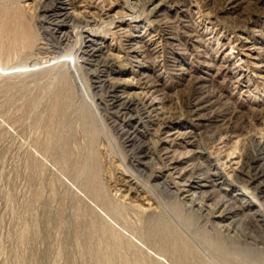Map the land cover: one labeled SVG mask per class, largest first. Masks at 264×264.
<instances>
[{
    "label": "rangeland",
    "instance_id": "1",
    "mask_svg": "<svg viewBox=\"0 0 264 264\" xmlns=\"http://www.w3.org/2000/svg\"><path fill=\"white\" fill-rule=\"evenodd\" d=\"M159 1L161 11L151 14ZM60 2L0 0V264H109L101 254L111 257L113 248L104 242L117 231L125 236V255L114 264H157L152 259L157 252L166 263L173 258V264H189L173 237L164 248L159 236H143L152 235L150 222L159 221L155 215L140 221L130 205L133 199L142 203L145 191L207 264H264V213L262 224L248 219L252 211H264V193L257 190L264 177L255 180L264 167V0H86L95 15L96 42L105 39L120 57L114 64L105 63L93 46L90 57L78 53L75 29H59L62 22L72 24L59 18ZM112 6L116 21L130 19L121 31L106 16ZM120 65L148 91L156 87L158 98L167 99L168 115L182 120L178 128L168 122L161 135L142 136L153 120L147 118V103H119L116 97L124 92L106 82L116 78ZM189 132L195 140L172 148L170 159L189 170L187 177L205 179L207 169H219L220 186L208 179L195 193H181L185 183L164 170L167 146L159 140L183 142L182 134ZM237 139L245 172L228 173L221 155H229ZM190 140L194 145L187 144ZM148 148L154 154L146 156ZM88 152L96 153L100 181L122 216L91 194L98 184L84 170L94 162ZM81 171L86 173L80 178ZM125 176H132L137 188L130 187L143 193L124 198L129 194ZM250 178L247 188L239 180ZM207 194L210 199L202 200ZM223 199L234 201L230 207H243L236 225L214 218ZM106 221L114 229L101 236L96 229ZM128 239L142 243L141 250Z\"/></svg>",
    "mask_w": 264,
    "mask_h": 264
},
{
    "label": "bare ground",
    "instance_id": "2",
    "mask_svg": "<svg viewBox=\"0 0 264 264\" xmlns=\"http://www.w3.org/2000/svg\"><path fill=\"white\" fill-rule=\"evenodd\" d=\"M158 2V1H157ZM160 4L158 5H155V3L152 4V7L150 9V13L151 14H156L160 9H162V7L164 6L163 3H161V1H159ZM131 3V2H130ZM111 5V4H110ZM137 5V3H136ZM147 7V6H146ZM104 8V7H103ZM112 8H114V6H112L109 10H108V13L106 14L107 18H110L111 19V22H113V25L115 26L114 28H118L119 30L117 31H121L123 30L122 28L127 24V22L130 20L126 19V18H122L119 20V21H116V18L117 17L115 14L114 15H110L111 13V10ZM101 9V8H100ZM102 11V10H101ZM107 11V10H106ZM161 11V10H160ZM58 12H59V18L61 20H70L72 22L71 25L67 24V23H63L60 25V30L64 31V29H67L69 27L72 28L74 30V37L76 38V41H78L80 43V47L79 49L77 50L76 47H74L77 51H79L78 53H82L84 55H88L90 57V46H93V52L94 53H97L98 56L99 55H105V63H116V62H120V57L119 55L116 54H113L112 53V49H111V46L110 44L107 45V41L104 40V42H101V43H98L96 42L95 40V37L97 38L96 34L95 33V30L93 29V27H95V21H94V17H92L91 13H90V4H88L86 2V0H61V2L59 3V9H58ZM166 12V11H165ZM138 13V12H137ZM140 14V13H139ZM104 16V15H103ZM120 17V16H119ZM148 17V16H147ZM106 18V17H105ZM118 18V17H117ZM102 19V18H101ZM136 19V17H133L131 20H134ZM103 20V19H102ZM105 21V20H104ZM108 22H110L108 20ZM104 24V23H103ZM116 24V25H115ZM135 24V23H134ZM94 25V26H93ZM130 25V24H129ZM131 27V26H130ZM128 28V27H127ZM7 30V29H6ZM125 30V29H124ZM4 31V28H2L1 32ZM8 31V30H7ZM115 31V30H114ZM9 32V31H8ZM10 33V32H9ZM126 34V33H125ZM132 35V34H131ZM122 36V35H121ZM130 36V35H129ZM106 37V36H105ZM16 38V37H15ZM14 38V39H15ZM67 40V39H66ZM65 40V41H66ZM70 40V39H69ZM75 41V40H74ZM15 43V42H14ZM65 43V42H63ZM62 43V44H63ZM17 44V42L15 43ZM60 44V43H59ZM78 44V43H77ZM18 45H16L17 47ZM61 46V45H60ZM65 48V47H64ZM138 48V47H137ZM132 50V49H131ZM136 51V50H135ZM249 52V51H248ZM251 54V53H250ZM67 55H69V53L67 52ZM66 55V56H67ZM78 55V54H77ZM81 55V54H80ZM93 55V54H92ZM252 55V54H251ZM250 55V58L252 59V56ZM65 56V57H66ZM74 57L72 58L70 64L76 68L77 67V61L76 60V56L74 54V51H70V57ZM79 56V55H78ZM83 56V55H82ZM95 56V55H94ZM143 56V55H142ZM87 57V56H86ZM247 57V56H246ZM69 57H67V60H68ZM85 58V57H84ZM59 59V58H58ZM82 59V58H81ZM60 60V59H59ZM62 60V59H61ZM65 60V59H64ZM62 60V61H64ZM89 60V59H88ZM247 61V60H246ZM65 63H68L65 62ZM127 63V62H125ZM69 64V63H68ZM90 64V63H89ZM61 65V64H60ZM58 66V65H57ZM71 66V67H72ZM109 66V65H108ZM121 67L116 70V73H115V76L116 78H112V79H106V82H110L112 83V85H114V88H115V92L117 93L118 90L124 92V94L119 97H116L117 100L120 102H123L124 104H126L127 106H130L133 101H136V100H139V101H142L144 103H147V108H148V111L146 112V115H147V118L149 120V118L153 119V120H149V123L151 124V127H148V129L146 130L145 133L142 134L143 137H149L151 136L152 132L155 131L157 135H161V131H162V127L163 125H165L166 123L168 122H174L175 126L173 128H178V126H180V121L182 120H177V118L175 116H171V115H168L167 111L165 110V105H166V100L163 98H158L159 95H157L159 93V91H156V87L152 88V91H148L149 90V86L146 85L144 82H139V83H135L134 80H135V77L134 76H129L128 78L126 77V75L128 74V69H124L126 67L123 68V65H120ZM70 68V67H69ZM63 69V67H62ZM68 69V68H67ZM66 69V70H67ZM73 69V68H72ZM54 70V69H53ZM77 70V69H76ZM68 71V70H67ZM73 72V71H72ZM61 73V72H60ZM68 73V72H66ZM89 74V73H88ZM101 74V73H100ZM142 74V73H141ZM73 76V75H72ZM121 76H124V77H121ZM140 76V75H139ZM144 76V75H143ZM109 77V76H108ZM74 78V77H73ZM103 78V77H102ZM78 80V79H77ZM105 80V79H104ZM64 81V80H63ZM99 81V80H98ZM101 81V80H100ZM112 81V82H111ZM114 81V82H113ZM136 81V80H135ZM140 81V80H138ZM142 81V80H141ZM145 81V80H144ZM67 82V81H66ZM147 82V81H146ZM66 84V83H65ZM83 84V83H82ZM103 85V83H102ZM74 86V85H73ZM68 87V86H67ZM72 87V86H71ZM69 88V87H68ZM88 89V88H87ZM82 90V89H81ZM86 90V89H85ZM84 90V91H85ZM90 92V91H89ZM86 96V95H85ZM153 96L155 97L153 99ZM88 97V96H86ZM158 98V101H156V99ZM159 99H161L159 101ZM90 103V102H89ZM59 105L60 102H57L56 105ZM85 104V103H84ZM117 104V103H116ZM138 104V103H137ZM55 105V106H56ZM88 105V104H87ZM119 105V104H118ZM146 105V104H145ZM91 106V105H90ZM94 106V104H93ZM52 108V107H51ZM97 109V108H96ZM130 109V108H129ZM56 110V109H55ZM199 109L195 110L193 112L192 115L196 116L198 115L197 111ZM145 111V110H144ZM87 112V111H86ZM143 112V111H142ZM65 114V113H64ZM84 114V113H83ZM86 115V113H85ZM155 117V120L153 118V116ZM84 116V115H83ZM65 117V116H64ZM88 117V116H87ZM42 118V117H41ZM85 119V118H84ZM88 119V118H87ZM66 122V120H63ZM79 121V120H78ZM63 123V122H62ZM149 124V125H150ZM65 127V125H64ZM88 128V127H87ZM105 128V127H104ZM62 129V128H61ZM65 131V130H64ZM67 131V130H66ZM111 134V133H110ZM117 134V133H116ZM113 135V134H112ZM128 135V134H127ZM183 136V137H182ZM182 138H180V140H182L183 142H179V143H175L176 139H172L170 141V143H167L165 142L163 139H160L159 142H158V145H160L161 147L166 145L167 147H165V152H164V159L165 161H169L168 164H165L164 166V170L166 171H171V175L174 177V179L176 180H179V181H183L185 184L180 186V190H178L179 192L181 193H190L192 191H194L193 193H195V190H198V189H201V188H204L205 186L207 185H202V182L204 181H208V179H214L213 181L217 184H212V186H220L222 183L220 182V178H219V174H218V171L219 169H212V168H209L207 169V175H209L208 177H206L205 175V179L204 177L201 179L200 177H194L193 175L191 176H186V174L188 173L187 170L188 169H184L181 170L179 169L180 167V161L178 159H170L171 157L169 156L171 149L172 148H175V147H181L182 144L181 143H184V140L186 139H194L196 138V136H193L191 132L187 133V134H182ZM69 137V136H68ZM112 137V136H111ZM85 138V137H84ZM131 138V137H130ZM172 138V137H171ZM244 139V138H243ZM93 140V139H92ZM190 140V142H188L187 144L188 145H194V141ZM227 140L226 139L225 141L222 142V146L223 148L226 147V143H227ZM84 141V140H83ZM94 141V140H93ZM245 141V140H244ZM65 142V141H64ZM132 142V141H131ZM79 146V145H77ZM158 147V146H157ZM243 147V144H242V140L241 139H237L236 142H235V147H234V150L231 151V153L229 155H225V154H222L221 157L222 159L225 161L223 162V164H221V166L225 169V171H227L228 173L232 172L235 173L236 171H239V172H245V161H244V156L242 154H240L238 152V149L240 151V148ZM74 148V147H73ZM222 148V149H223ZM77 149V148H76ZM81 149V147L79 148V150ZM162 150V149H161ZM88 151V150H87ZM158 151V150H157ZM163 151V150H162ZM74 152V151H73ZM79 152V151H78ZM82 153V152H81ZM79 153V154H81ZM89 153V152H88ZM152 150L150 148H148V152H146V156L152 154ZM78 154V153H77ZM154 154V153H153ZM91 155V156H90ZM87 157H91L92 158V161L94 160L93 163H95L93 165V163L91 164H88V167L84 170H88L91 175H92V178L94 179L95 177L97 178L96 179V183L98 184V187L96 188L95 191L91 192V194L96 197L97 199L99 200H102L103 202L107 203L109 205V209L111 211H113L115 214H118V216H122L123 215V212L120 211V208L118 207V203L116 202H113L111 201V197L109 196V193H108V190L105 188L104 186V183H102L100 180V163L97 161L96 158V153L92 152L91 154L89 153L87 155ZM129 159V157H128ZM162 159V157L160 158ZM91 160V159H90ZM89 161V159H88ZM87 161V162H88ZM163 161V160H162ZM259 161V159L257 160ZM256 161V162H257ZM127 162V161H126ZM131 162V161H130ZM229 165V166H228ZM130 166V165H129ZM136 166V164H135ZM133 168V167H132ZM231 169V170H230ZM85 171V173H86ZM189 171V170H188ZM191 174H193L195 172L194 168L192 170ZM215 171V173H214ZM258 175L256 176L257 178L255 180H260L262 177H264V167H260L259 170H258ZM84 171H81L80 172V178L85 174ZM128 173V172H127ZM135 173V172H134ZM90 175V174H89ZM124 175V174H122ZM95 176V177H94ZM176 176V177H175ZM232 176V175H230ZM89 177V176H88ZM128 178L127 179H124L128 188V192L129 194L128 195H125L124 198L126 197H129L130 194H141L143 193V191H136V189L134 188H137V187H134L133 184H135V182H133V178L132 176H125ZM124 177V178H125ZM131 177V178H130ZM136 177V176H135ZM160 176H152V180H156L158 179ZM240 181H242V183H244L243 186H248V184H250L252 181V178H250L247 182L242 180V179H239ZM111 181V180H110ZM251 181V182H250ZM143 182V181H142ZM106 184V183H105ZM115 184V183H114ZM124 184V183H123ZM262 184V185H261ZM117 185V184H116ZM125 185V184H124ZM133 186L134 188L130 187V186ZM165 185V184H164ZM126 186V185H125ZM106 187H108L106 185ZM121 187V186H120ZM160 187V185H159ZM111 188V187H110ZM113 188V187H112ZM115 188V187H114ZM124 188V187H123ZM247 188V187H246ZM116 189V188H115ZM257 190L264 193V182L262 183H259V185L257 186ZM111 192V190H109ZM119 191V190H118ZM122 191V190H121ZM127 191V190H126ZM154 191V190H153ZM125 192V191H124ZM122 192V193H124ZM249 192L251 193V195H255L254 192L250 191ZM127 194V192H125ZM205 194V193H203ZM213 194V193H212ZM111 195V194H110ZM124 196V194H122ZM187 195V194H185ZM201 195V194H200ZM239 195V193L237 194ZM155 196V195H154ZM236 196V195H235ZM186 197V196H185ZM195 197V196H194ZM193 197V198H194ZM210 195L207 194L204 198H202V200H204L205 198L207 199H210ZM234 197V195H233ZM232 197V198H233ZM135 198V197H134ZM129 199V198H128ZM158 199V198H157ZM195 199V198H194ZM192 199V203L195 202V200ZM126 200V199H125ZM138 200V198H137ZM140 200V199H139ZM142 203L136 201V199L132 201V204L130 203V205L132 206V209L137 213L138 215V219L141 221L140 217L142 216H145V215H155L158 220H156L157 222H154V223H151L150 222V226L152 229H150L152 231V235L150 236H145L143 235L147 240L150 238V239H155L159 236V238H157L159 241L160 244H167V242L170 240L171 237H173L175 240H177L176 242H178V245H180V247L182 248V254H183V260L188 262L189 264H207L209 262H205V260H203L201 257H199L196 252L193 251V249L189 246L190 244L186 243V241L184 240L185 239V236H180L179 235V232L177 231V228L173 225V223L168 219V217H166V213L163 214V213H160L159 211V208L157 207V201L155 199V197L151 196L150 193L148 192H144V196L142 197L141 199ZM131 202V201H130ZM228 202H232L231 204H233L234 201H231L230 199L229 200H226L222 201L221 204H219V207L216 208L213 210V213L214 214H218L216 217H214L215 219H217L219 222H225V221H228V220H232V222L230 223V226L231 225H236V218L238 216V213H241L243 212V207L241 206H237L235 208L233 207H230L231 205H227ZM254 203L253 202H250L249 203V207H254L253 206ZM204 206V205H203ZM202 206V207H203ZM264 206V205H263ZM201 207V208H202ZM223 208V209H222ZM252 209V208H251ZM129 210V209H128ZM109 211V210H108ZM163 212V211H162ZM211 212V211H210ZM212 213V214H213ZM264 211H259V210H255V211H252L250 213L249 216V220L250 221H253V222H256V223H261L262 220H260L261 217H263V214ZM106 214V213H105ZM126 216H127V213H126ZM168 216V215H167ZM111 219V218H110ZM125 219V217H124ZM129 220V219H128ZM249 221V222H250ZM107 222V221H106ZM133 223V222H132ZM136 224V223H135ZM243 224V223H242ZM252 224V223H251ZM262 224V223H261ZM101 225V224H100ZM108 225V226H107ZM113 224L111 222H107L106 224V227H103V228H100V229H96L97 231H99V233L101 234V236H108L110 235L109 232L112 231ZM117 225V224H116ZM102 226V225H101ZM104 226V225H103ZM230 226H228L226 229H230ZM96 228V227H95ZM263 229H264V224H263ZM114 233V232H113ZM98 234V233H97ZM112 235V234H111ZM99 236V235H98ZM125 236L120 233V232H116L114 236H112L111 238L108 237L106 238V241L104 243L105 244V247L106 249H112L113 248V251L111 253V257L108 256L106 253L102 255V257L104 259H106V261L108 260L109 264H114L115 263V260L116 259H123V255H125V252L123 253L122 252V243L124 241V238ZM169 239V240H168ZM168 240V241H167ZM129 243L134 246L135 248L137 249H140V247L142 248L143 247V244L142 243H134L131 239L129 240ZM143 241V240H142ZM145 242V241H144ZM103 243V245H104ZM128 244V243H127ZM137 244V245H136ZM162 244V246L164 247V245ZM246 244V243H245ZM171 245V244H169ZM168 245V246H169ZM166 246V245H165ZM174 246V245H173ZM176 246V245H175ZM192 246V245H191ZM165 248V247H164ZM178 248V246H177ZM144 249V248H143ZM141 250V249H140ZM169 251V250H168ZM242 252V251H241ZM107 253H110L107 252ZM142 253V252H141ZM144 254V253H143ZM141 254V255H143ZM175 254V253H174ZM146 256V255H145ZM144 257V255H143ZM142 257V258H143ZM178 257V256H177ZM182 257V255H181ZM223 258V257H222ZM153 259V262L154 263H157V264H173L172 263V260L169 261V263H166L167 262V258H165V256L162 254V253H159L157 252L154 257L152 258ZM171 259V257H170ZM176 260V259H175ZM143 261H144V258H143ZM182 261V260H181ZM187 264V263H186ZM240 264V263H238ZM242 264V263H241Z\"/></svg>",
    "mask_w": 264,
    "mask_h": 264
}]
</instances>
